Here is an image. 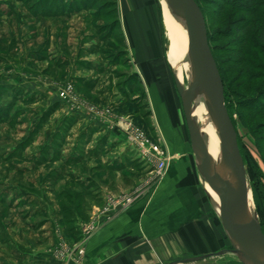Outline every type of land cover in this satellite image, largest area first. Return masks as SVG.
I'll use <instances>...</instances> for the list:
<instances>
[{
  "label": "rangeland",
  "instance_id": "rangeland-1",
  "mask_svg": "<svg viewBox=\"0 0 264 264\" xmlns=\"http://www.w3.org/2000/svg\"><path fill=\"white\" fill-rule=\"evenodd\" d=\"M150 1L157 14L153 16L158 21L157 39L169 67L170 40L163 7L160 0ZM199 2L205 12L211 48L228 79L229 113L264 230V99L258 100L256 93L264 77L247 84L241 74L247 63L264 67V52L260 54L264 47L256 39L259 27L264 25V0ZM124 4L125 0H0V227L5 228L11 216L15 225L19 223L17 218L33 222L48 211L52 214L56 207L66 220L67 232H72L70 219L85 218L86 207L106 199L98 174L87 182L85 178L76 181V174L71 172L72 167L85 171V165L78 164L85 163L81 159L105 151L102 145L87 147L99 128L81 133L76 140L77 133L72 132L75 118H60L57 114V108H69L76 99L98 101L100 96L89 89L102 86L116 91L107 98L110 106L123 101L125 114L134 113V117H128L132 122L125 124L131 145L130 132L138 130L170 155L162 172L143 151L146 158H129L124 172L126 189L111 197L124 205L141 201L148 205L151 219L157 217V256L152 254L151 260L169 264L230 248L197 174L182 100L177 101L179 121L162 122L153 71L147 70L148 82L133 72L140 56L125 30L129 22L123 15ZM143 4L144 0H137L138 7ZM239 29L244 31L236 34ZM148 45H143L146 51ZM252 73L264 76V71L256 68ZM184 75L187 78L185 70ZM46 83H56L58 90L70 84L72 96L60 99L57 93V99L53 92L43 94L41 86L49 87ZM252 97L257 98L252 101L255 111L241 108ZM70 150L72 160L67 158ZM128 199L131 201L126 202ZM74 245L68 241L61 248L63 252L67 248L75 250ZM68 260L78 261V257L70 255ZM190 264L242 263L233 254H223Z\"/></svg>",
  "mask_w": 264,
  "mask_h": 264
},
{
  "label": "crops",
  "instance_id": "crops-1",
  "mask_svg": "<svg viewBox=\"0 0 264 264\" xmlns=\"http://www.w3.org/2000/svg\"><path fill=\"white\" fill-rule=\"evenodd\" d=\"M124 5L123 15L129 22L125 30L131 46L134 50L137 49L136 52L140 56L133 67V72L139 73L143 81L148 82L150 75L147 74V70L149 68V71L150 69L153 71L155 80L153 88L156 90V101L162 122L179 121L177 101L179 102L181 98L175 86L171 66L168 67L157 39V27L150 31L146 24L139 23L141 10L140 6H137V0L133 2L125 0ZM147 42H149V51L143 48ZM168 60L171 64L170 56ZM46 85L49 87L41 86L43 94L55 93L58 99L57 84L46 83ZM99 88L101 89H89L90 92H97L100 96L98 101L90 100L88 97L85 101L76 99L70 102L69 108H57L59 112L57 114L60 118L67 116L75 118L72 132L77 133L74 135L76 140H79L78 136L81 133H87L91 128H99V131L88 141L87 147L92 149L102 145L105 151L100 155L92 153L91 156L81 159L85 163L78 164L85 165V171L81 167H72L71 172L76 174V181L85 178L87 182H92L94 176L98 174L99 184L106 199L100 204L91 203V206L86 207L85 218L77 216L70 219L72 232H67L66 220L55 206H52L55 207L52 214L46 209L48 212L41 219H35L33 222L23 217L17 218L19 223L15 225L11 216L9 221L5 222L6 227H0V264H157V259L151 260L152 254L157 256V217L151 219L147 212L148 205L141 201L124 205L111 198L116 196L115 193L126 189L124 172L127 160L136 159L138 156L146 158L141 150L136 145H131L126 138L125 124L127 121L132 122L128 117H134V113L125 114L123 101L113 102L115 105L110 106L107 98L112 90L102 86ZM112 92L116 93L115 90ZM173 125L175 124L172 123ZM74 138L71 137L70 140L76 144ZM74 143L70 145L73 146ZM105 146L107 147L104 148ZM68 152L67 158L72 160L71 150ZM99 160L102 161L101 165ZM0 205L2 206L3 203L0 202ZM74 228L77 230H73ZM68 241L75 243L73 247L75 250L67 248L63 252L61 247ZM70 255L78 257V261H69Z\"/></svg>",
  "mask_w": 264,
  "mask_h": 264
},
{
  "label": "water",
  "instance_id": "water-1",
  "mask_svg": "<svg viewBox=\"0 0 264 264\" xmlns=\"http://www.w3.org/2000/svg\"><path fill=\"white\" fill-rule=\"evenodd\" d=\"M184 25L188 36V52L193 64L199 98L212 122L220 142L219 155L232 159L234 179L245 199L248 212L247 224L227 192L218 183L217 157L208 149L205 133L195 129L187 119V127L200 183L216 211L230 248L176 260L169 264H190L217 258L223 254L235 255L242 264H264V230L255 205L249 173L242 154L238 132L226 104L225 85L213 54L205 15L196 0H166ZM185 115L189 103L182 98ZM205 182L216 192L219 203L206 188Z\"/></svg>",
  "mask_w": 264,
  "mask_h": 264
},
{
  "label": "bare ground",
  "instance_id": "bare-ground-1",
  "mask_svg": "<svg viewBox=\"0 0 264 264\" xmlns=\"http://www.w3.org/2000/svg\"><path fill=\"white\" fill-rule=\"evenodd\" d=\"M152 3L150 0H144V4L140 6L141 15L139 14V23L146 24L150 31L155 29L158 24L157 19H154L157 17V14L155 15L154 5ZM160 3L163 7L164 24L165 29L167 30L166 33L170 40L169 56L175 85L181 100L182 98H185L190 106L189 113L186 117L194 123L195 129L201 128L205 133L209 152L214 158H216L220 151L219 137L212 122L206 114L204 104L199 98L194 77L193 64L188 52L187 32L183 23L168 5L167 1L160 0ZM154 15L155 17L153 18ZM180 57H182L183 68L185 73L188 75L187 78L184 75L183 68L181 69ZM216 166L218 170L219 185L230 196L239 211L242 222L246 225L248 220L247 205L234 179L232 159L230 156L225 157L223 155H219V157H217ZM205 185L216 202L219 203V197L216 192L208 183L205 182Z\"/></svg>",
  "mask_w": 264,
  "mask_h": 264
},
{
  "label": "built area",
  "instance_id": "built-area-1",
  "mask_svg": "<svg viewBox=\"0 0 264 264\" xmlns=\"http://www.w3.org/2000/svg\"><path fill=\"white\" fill-rule=\"evenodd\" d=\"M72 86L70 84H65L63 88H60L59 95L61 98H68L72 96ZM130 138L134 145H136L141 151L144 152L150 159L156 162V169L162 172L168 163L169 152L166 149H162L160 145H153L146 136L136 130L130 132ZM128 199L126 202H130Z\"/></svg>",
  "mask_w": 264,
  "mask_h": 264
},
{
  "label": "trees",
  "instance_id": "trees-1",
  "mask_svg": "<svg viewBox=\"0 0 264 264\" xmlns=\"http://www.w3.org/2000/svg\"><path fill=\"white\" fill-rule=\"evenodd\" d=\"M196 1L200 5V7H201V9H202V11H203V13L205 15V12H204V10H203V8H202L199 0H196ZM205 18H206V16H205ZM243 31H244L243 29H239L236 34H240ZM256 39H257V42H258L259 46H263L264 47V25H262V26L259 27V29L257 31ZM209 40H210V38H209ZM212 51H213L214 56L216 57L215 59H217L218 66L220 68V71H221V74H222V77H223V80H224V84H225V95H226V104H227V98L229 96L228 79L225 76L224 71H223V67L220 64V62H219L217 56L215 55L213 49H212ZM263 52H264V50H261L260 51V54H262ZM254 68H256V69H258V70H260L262 72L264 71V67L262 66V64H260V65L259 64L258 65H252L251 63H247V66H245V68H243L241 70V74L243 76L242 80H244L245 82H247V84H249V81L250 80H253V81L254 80H259V79H261V78L264 77L263 75H259L261 73H259L258 75H257V73L256 74L252 73V69H254ZM256 93L259 95L258 96V100H259V98L260 99L261 98L264 99V84H262V85H260V87H258V89L256 90ZM255 100H257V98H253V97L251 99H249V100H246V102L243 105H241V108H243L245 110L255 111V110H253V106H252V104H255V103H252V101H255ZM227 108L229 110L228 104H227ZM229 112H230V110H229ZM242 154H243V152H242Z\"/></svg>",
  "mask_w": 264,
  "mask_h": 264
}]
</instances>
